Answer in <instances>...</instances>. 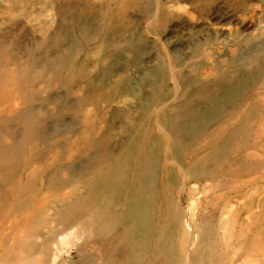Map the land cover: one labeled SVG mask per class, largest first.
Returning <instances> with one entry per match:
<instances>
[{"label":"rangeland","instance_id":"1","mask_svg":"<svg viewBox=\"0 0 264 264\" xmlns=\"http://www.w3.org/2000/svg\"><path fill=\"white\" fill-rule=\"evenodd\" d=\"M0 264H264V0H0Z\"/></svg>","mask_w":264,"mask_h":264},{"label":"bare ground","instance_id":"2","mask_svg":"<svg viewBox=\"0 0 264 264\" xmlns=\"http://www.w3.org/2000/svg\"><path fill=\"white\" fill-rule=\"evenodd\" d=\"M165 153V152H164ZM165 157V156H164ZM188 208V207H187Z\"/></svg>","mask_w":264,"mask_h":264}]
</instances>
